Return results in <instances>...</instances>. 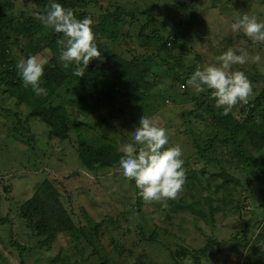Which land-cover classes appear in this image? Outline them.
<instances>
[{
    "label": "rangeland",
    "instance_id": "374dc122",
    "mask_svg": "<svg viewBox=\"0 0 264 264\" xmlns=\"http://www.w3.org/2000/svg\"><path fill=\"white\" fill-rule=\"evenodd\" d=\"M1 1L6 13L12 12L16 17L26 14L35 23L31 29L19 27L18 36L11 34L7 53L15 62L21 56L47 57L50 68L61 70L65 80L50 99L54 98L51 100L53 105L67 110L70 121L68 140L50 139L44 123L37 118H28L32 102L18 93L12 94L11 84L16 85L14 89L25 91L18 76L13 74L10 75L13 79H7L0 74V218L4 220L0 222V264H20L17 250L9 245L10 234L26 249L25 264H59L52 258L62 254L66 256L64 264H84V259L85 264L99 262L93 247L79 232L74 233L75 237L71 233L59 234L51 251H38L37 239L20 218L19 208L34 196L43 181H48L57 190L64 211L76 225L83 226L84 233L93 238L112 264H174L169 251L179 245L198 250L204 247L208 238L217 241V245L201 259V264H243L251 247L256 255L263 257L264 264V190L247 185L254 174L253 169L248 170L236 156L232 144L225 143L213 118L205 111L209 102L198 96L191 86L167 75L168 68L176 66V57L181 53L186 66L198 67L215 63L214 58L229 47L245 48L250 54L248 62L243 66L233 65L232 70H250L245 75L252 88L249 97L253 98L264 86L259 76L264 75V42L234 33L230 25L243 14L255 15L264 21V2L82 0L78 3L58 0L63 7L71 8L78 19H92L95 43L101 52L111 45L103 36V20L113 14L115 8L123 10L125 21L113 19L124 25L118 31L119 42L113 50L128 61L133 51L141 54L143 50L145 56L153 53L150 46L141 48L138 37L139 26L148 34L153 28L147 15L153 16L154 26L159 31L166 34L173 30L175 33L171 36L169 52L148 64L139 65V72L127 77L128 83L122 86L125 91L111 98L114 110H108L102 105L91 107L94 81L73 76L71 67L64 69L61 66L58 40L62 36L51 29L46 30L38 19L46 6L32 0ZM178 3L194 8L183 9L184 6ZM132 16L138 21L134 22ZM180 43L185 45L184 50L180 49ZM257 53L261 60L254 62L251 57ZM93 63L90 61L88 66ZM118 72L117 60L112 57L97 68L95 74L97 78L102 75L114 80ZM199 100L203 101L201 107H197ZM210 107L215 109L214 104ZM139 116L150 118L155 125L167 130L169 143L164 147L179 145L182 149L185 183L171 200L195 206L206 215L205 218L185 207L177 209L167 203L165 206L164 202H146L141 197L138 204V189L134 182L123 178L116 166L89 170L80 163L77 148L81 143L95 149L110 145L119 151L128 140L125 134L132 130ZM256 120L264 125V116ZM194 139L204 156L197 153ZM244 147L264 168V147L255 149L247 140ZM220 174H228L237 182L228 183ZM138 230L144 238L139 237ZM76 243L82 246L83 253L74 248ZM114 243L126 245L131 252L117 255ZM182 263L192 264V261Z\"/></svg>",
    "mask_w": 264,
    "mask_h": 264
},
{
    "label": "trees",
    "instance_id": "16d2710c",
    "mask_svg": "<svg viewBox=\"0 0 264 264\" xmlns=\"http://www.w3.org/2000/svg\"><path fill=\"white\" fill-rule=\"evenodd\" d=\"M32 1L36 2L38 5L46 6L48 0ZM72 1L79 3L82 0H71V2ZM258 1L261 2V4L264 2V0ZM2 3L3 2L0 0V74L6 76L7 79H13L10 77V75L14 74L18 76L17 80L21 81L16 70L17 62H15V59L11 58V56L7 53L10 50L9 47L10 39L12 37L11 34L18 36L19 27L23 29H31L34 27L35 23H33V20L26 14H21L19 17H16L12 14V12L6 13L4 10H2ZM178 4L182 7L185 5L181 3ZM187 7H191L190 9L194 8L193 6L188 5L184 6L183 9ZM124 13L125 12L120 8H115L114 13L108 15L103 20L101 25L103 27V36L108 40V42L111 43V45L107 47L104 44L105 47L104 51L101 52V57L91 60V62H94L95 64L93 63V65L87 66L84 75L80 77L81 79L85 77L89 78L88 82L94 81V84H91L93 88L91 90L92 93L90 94L92 108L102 105L107 107L108 110H114L111 98H113L114 95L121 94L123 90L125 91L126 88L122 86H125L128 83L127 77L130 78L133 73H138L139 65H142L143 63L148 64V62L154 61V58L162 57V54H164L166 51L169 52V47H172L171 36L173 35L174 31L171 30V32H167L168 34H165L164 31H159L158 28L154 26L155 24L153 22V16L147 15L148 22L153 28L150 30V34H148L145 32L146 29H144V27L139 26L138 37L141 39V48L144 49L145 46H150L153 53H149V55L145 56V54H142L143 50L141 54H137L133 51V53L131 52L132 54H130L131 60L129 61L119 54L116 55L113 50V46L119 42L118 31L123 28L124 25L115 21L113 22V19L121 21L124 20ZM131 19L134 22L138 21V19L134 16H132ZM161 24L164 25L165 23ZM98 36L99 34L97 33V37ZM174 39L176 41L177 36ZM179 47L181 50L185 49V45L182 43H180ZM111 52L113 54H110ZM181 55L183 54L181 53ZM181 55L176 57L178 58L176 66H171L168 68L167 75L169 74V76L172 77L174 81L183 82L186 84L187 79L197 68V66H186L184 62H182ZM112 57L115 58L118 63V77L114 78V80H109L107 76L102 75L97 78V75L95 74L96 69L103 66L106 62L111 61ZM101 58H104V60L102 61ZM160 60L168 64L164 58H161ZM4 69L5 72L2 73ZM176 69L180 70L178 71ZM248 70L249 69L245 71H239L246 73ZM61 73V70L52 69L47 64L45 65L41 87L46 89V93H41L40 95L34 94L30 87H24L25 91H23L21 88L20 90L14 89V86L16 85L10 84L13 95L18 93L23 98H25L26 101H29V103L32 102L30 103L32 104V111L29 113L28 118H37L42 123H44L48 127V135L50 139L56 138L60 141H66L69 139V115L67 114V110L64 107L53 105L51 100L54 98L50 99L65 80V76ZM142 73L145 74L144 71H142ZM259 76L260 80L264 81V75L259 74ZM197 95L201 97L203 96L204 100L209 102V104H207L205 107V111L208 113V116L210 115L213 118L215 125L225 138V143L232 144L236 156L242 159V162L244 165H246L248 170L253 169L254 174L249 179L247 185H255L258 188L264 190V168L257 159L251 157L246 152L244 147V142L246 140L249 141V144L255 149H261L264 147V125L256 120V118L260 119L264 116V86L259 89L253 98L248 97L247 103H238L237 105L233 106L226 115L222 114L221 109L215 108L212 110L213 108L210 106L214 104V101L209 99L208 92ZM202 105L203 101L199 100L197 107H201ZM232 111L237 112L232 113ZM189 112V114H194L193 111ZM193 145L196 147L197 153L204 156L197 139H194ZM77 150L80 163L89 170L96 168L115 167L117 166V162L122 155V153L117 151V149L113 146L106 145L95 149L85 142L81 143L79 149L77 148ZM220 175L228 183L237 182V180L228 174ZM59 196L60 195L58 194L57 190L54 189L48 181H43L34 196L23 202L19 208L20 218L25 221L26 225L34 233V237L37 239L36 246L38 251H51L56 241V237L59 234L71 233L72 237H75L74 233L79 232L85 236V239L93 247L92 251L95 255H97L99 261L97 264H112L108 255L98 249V246H96L95 242L92 240L93 238L90 239L84 233L83 226L76 225L73 220L70 219L69 215L61 206ZM136 202L138 204L140 202L139 195L136 196ZM166 203L177 209L185 207L202 218H205L206 216L201 210H197L195 206L185 205L180 200L176 202L168 200ZM0 222L2 223L4 220L0 218ZM138 231L139 237L144 238L142 231ZM259 237L261 238L263 235H260ZM95 241L97 242V240ZM9 245L11 248L17 250L18 256L20 258V264H25L24 258L26 249L16 242L11 234L9 236ZM216 245L217 241L208 238L206 244L201 249L189 250L183 245H179L174 248L173 251H169V256L174 264H181L184 260H191L192 264H201V259L209 255L211 253V248L215 247ZM74 248L76 250L79 249L81 253L84 252L82 246L78 243L74 245ZM251 248L247 250V253L244 256L243 264H262L263 257L261 255H256L254 250ZM114 249V252L117 255H125L126 253L129 254L131 252L129 249H127L126 245L119 243H114ZM65 259L66 256L62 254L56 255V257L52 258V261H57L59 264H64ZM79 261L81 262V258ZM85 261L86 259H84V264ZM34 264L37 263L35 262Z\"/></svg>",
    "mask_w": 264,
    "mask_h": 264
},
{
    "label": "clouds",
    "instance_id": "9594fccd",
    "mask_svg": "<svg viewBox=\"0 0 264 264\" xmlns=\"http://www.w3.org/2000/svg\"><path fill=\"white\" fill-rule=\"evenodd\" d=\"M47 30L61 34L59 60L64 69L72 68V75H84L89 62L101 57L95 43V34L90 17L78 19L71 8H65L58 0H48L45 10L38 16ZM231 30L242 33L257 42H264V21L255 15L243 14L233 22ZM250 57L245 48H232L214 58L215 63L198 66L186 81L196 94L208 92L214 107L227 114L238 103L248 102L252 92L251 83L243 71H233V65H244ZM259 62V53L251 57ZM47 57L21 56L16 63L17 73L25 88L34 94L46 93L41 87ZM127 142L119 151L122 153L116 171L134 182L138 195L146 202H166L175 199L185 183L184 160L179 145L164 147L169 143L167 130L155 125L150 118L139 116L135 126L125 134Z\"/></svg>",
    "mask_w": 264,
    "mask_h": 264
}]
</instances>
